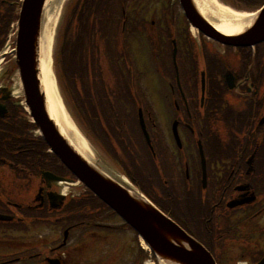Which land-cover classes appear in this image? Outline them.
<instances>
[{
    "label": "flooded vegetation",
    "instance_id": "flooded-vegetation-1",
    "mask_svg": "<svg viewBox=\"0 0 264 264\" xmlns=\"http://www.w3.org/2000/svg\"><path fill=\"white\" fill-rule=\"evenodd\" d=\"M16 5V0H0V52L8 37L5 30V25L11 20L8 16L14 12ZM179 45L182 49L183 41ZM190 46L185 44L179 52L181 61L192 65L195 51ZM10 51L0 53L3 59L0 66H6L0 67V215L17 218L20 201L26 202L24 207L33 209L39 215L59 214L61 217L57 221L60 227L69 234L67 243L62 245L58 242V249L49 251L59 264H92L85 262L82 256L93 255L99 248L104 249L106 244L110 248L105 250L104 256L111 261L121 259L128 249V240H120V235L125 234L121 220L118 218L120 222L117 219L115 223V215L106 209L95 213L94 209L86 208L98 204L86 192L78 194L76 189H72L75 195L68 196L62 191L63 186L75 180L49 149H45L41 136L13 96L16 60L13 49ZM220 51L221 78L213 86L209 83L208 96L204 99L198 87H193V82L183 83L182 91L177 82L170 86L172 97L165 103L170 113L165 126L155 106L156 98H150L151 111L145 117L152 146L157 153L155 156L149 151L153 163L142 155L131 158L125 155V160L120 161L127 170L130 166L133 171L130 173L134 175L136 167L130 164L140 158L138 175L156 179L155 187L160 192L150 194L170 191V213L177 222L183 220L184 208L202 212V242L213 250L219 264H259L264 258V43L250 50L224 48ZM198 53L205 58L203 48ZM210 89H214L212 97ZM211 99L217 101L214 106L218 109L210 107ZM114 100L129 118L127 102L130 99L119 96ZM224 116L240 122L242 128L235 129V122H228ZM211 117L218 120L222 127L210 128ZM197 120L202 128H196ZM128 123L127 119H116L112 126L121 134ZM174 126H177L178 136ZM141 142L144 149L148 148L142 133ZM199 145L206 158V189L201 184ZM121 148L120 138L110 135L112 160H115L114 152L117 154ZM255 152V160L250 162ZM124 166H118L116 162L110 170H120V167L127 173ZM46 173L55 176L46 179ZM31 213L30 210L24 211L21 227H25L24 221L29 222L26 215ZM16 221L12 234H9L7 223H0V236L3 237L0 238V246L10 242L14 255L25 258L31 244L20 245L15 232L20 227L19 221ZM195 225L193 222V228ZM100 231L110 232V240H104L109 236H103ZM115 237L117 246L112 245ZM101 238L103 240H99ZM134 247V259L137 261L140 251L135 243Z\"/></svg>",
    "mask_w": 264,
    "mask_h": 264
},
{
    "label": "water",
    "instance_id": "water-1",
    "mask_svg": "<svg viewBox=\"0 0 264 264\" xmlns=\"http://www.w3.org/2000/svg\"><path fill=\"white\" fill-rule=\"evenodd\" d=\"M46 0H25L20 15L18 40V64L25 84L30 106L44 104L41 93L39 68V37L42 28V13ZM181 4L193 24L212 39L231 46H251L264 39V9L251 29L236 37L225 36L209 24L197 11L193 0H181ZM50 145L66 165L109 207L115 210L129 225L138 231L154 252L169 264H214L206 251L188 237L167 217L141 197L113 183L94 170L58 134L46 110L35 112Z\"/></svg>",
    "mask_w": 264,
    "mask_h": 264
},
{
    "label": "trees",
    "instance_id": "trees-1",
    "mask_svg": "<svg viewBox=\"0 0 264 264\" xmlns=\"http://www.w3.org/2000/svg\"><path fill=\"white\" fill-rule=\"evenodd\" d=\"M144 0H72L65 24L60 29L56 54L59 79L88 123L89 133L110 151V65H117L122 33H135L141 25L132 24L139 17ZM246 6H260L264 0H239ZM129 6H132L130 8ZM125 30L123 31V24ZM122 39V41H121Z\"/></svg>",
    "mask_w": 264,
    "mask_h": 264
},
{
    "label": "bare ground",
    "instance_id": "bare-ground-1",
    "mask_svg": "<svg viewBox=\"0 0 264 264\" xmlns=\"http://www.w3.org/2000/svg\"><path fill=\"white\" fill-rule=\"evenodd\" d=\"M64 0H46L41 21L39 37V68L42 89L46 94L47 111L56 123L67 142L84 158L93 161L90 148L85 139L76 131L60 99L55 77L52 73V43L56 30L58 15ZM198 12L207 19L215 29L225 36L242 34L253 22L254 14L240 13L220 5L217 0H194ZM126 189V186H121ZM136 197H140V195ZM144 244V243H143Z\"/></svg>",
    "mask_w": 264,
    "mask_h": 264
},
{
    "label": "rangeland",
    "instance_id": "rangeland-1",
    "mask_svg": "<svg viewBox=\"0 0 264 264\" xmlns=\"http://www.w3.org/2000/svg\"><path fill=\"white\" fill-rule=\"evenodd\" d=\"M70 1L71 0H64L63 1L59 15H58L56 30H55V34L53 37V43H52V73L55 77L54 79H55L58 95H59L60 99L62 100V102L66 108V111L68 113L67 115L69 116L72 123L74 124V128L76 129V131L87 142V144L90 148V152H91V155L93 158V162H100L101 164H103L104 166H106L107 168L110 169V167L113 168L114 164L110 161V158L106 155V153L101 148H99L97 145H95L92 141H90L87 138V136L85 134V130H84V127H85L84 122H83L82 118H80V116L78 115L77 111L75 110L73 103H72L71 99L69 98V95H67V93H66V89L59 82L58 74L60 73V71L58 70V68L56 67V64H55V56H56L58 48L60 46V39H61L60 33L58 35V32H59L60 26L65 24L67 8H68ZM220 1L223 3V0H220ZM224 1L227 3L230 2L229 0H224ZM164 4H165L164 0H145L144 6H147L146 7L147 9L145 8L144 13L147 16L146 18H148L151 21L152 17H154V16H157L159 19L162 16H164V11H163ZM142 15L143 14H141L140 16H142ZM178 16H180L179 13H178ZM143 19L144 18H142V20ZM132 45H133L134 62L137 66H143L145 68L146 73L148 74V76L150 78L149 84L153 90H151L152 95H149V96H156V98L158 99V101L154 100L155 106L159 109V111L161 113L162 123L165 126L167 124V120H168L169 113H170V111L166 110V108H165V103L169 102V100H170V96H167L166 94H164L167 92V90H165V83L153 71L152 67L150 66V64L146 60L145 55L142 53V50L145 48V46L140 45L137 41L134 42V44H132ZM138 59H139V61H138ZM1 67L5 68L6 66L2 64ZM150 74H152V76H150ZM15 81H17L19 83L18 76L13 77V82H15ZM47 229L48 228H45V233L50 234L51 231L47 230ZM196 233L198 235L197 231H196ZM105 234L109 236V240H110V234H107V233H105ZM120 237H122V239H120L121 241H124L123 238L128 240L127 244H126V246H128V249L126 250V252L123 255H121L120 263L121 264H134L133 256H134V251L136 249L134 247V242H133L134 240H136L134 233L131 232L130 230L129 231L127 230V232L124 235H120ZM60 238L62 239L63 236ZM116 243H117V238L115 237L112 245L117 246ZM129 245H130V248H129ZM97 246H99V245H97ZM109 248H110V246L108 244L104 245L105 250L106 249L108 250ZM120 248H122V244L120 245ZM97 259H99V258H97ZM97 259L93 260V262H96ZM138 262H140L139 258H138Z\"/></svg>",
    "mask_w": 264,
    "mask_h": 264
}]
</instances>
